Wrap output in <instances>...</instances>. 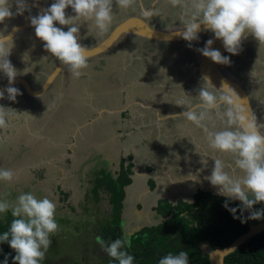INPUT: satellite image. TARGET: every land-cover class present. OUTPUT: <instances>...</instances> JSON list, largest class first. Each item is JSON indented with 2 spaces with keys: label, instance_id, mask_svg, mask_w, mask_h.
<instances>
[{
  "label": "clouds",
  "instance_id": "clouds-1",
  "mask_svg": "<svg viewBox=\"0 0 264 264\" xmlns=\"http://www.w3.org/2000/svg\"><path fill=\"white\" fill-rule=\"evenodd\" d=\"M115 2L121 8H128L135 0ZM171 2L173 5H180L183 0ZM15 3L16 12L13 13L10 0H0V24L13 15H22L26 10L24 0H15ZM112 4L113 0H55L50 7L29 19L35 29V36L43 42L45 51L67 66L73 77L78 78L88 66L87 48L78 43L79 24L92 21L99 32H106L113 19ZM190 6L193 10L191 20L184 25L186 30L183 33H177L184 40H197V33L203 25L204 30L212 32L217 40H221L225 50L232 55L239 53L241 43L248 35L264 45V0H190ZM69 7L75 15L66 17L65 10ZM57 23L69 26L68 30L56 27ZM16 31L18 29L13 27V32ZM10 42L12 43L11 34L6 37L0 33V71L8 77L11 85L17 72L7 59L12 48L9 46ZM212 44L213 40L209 39L205 47L198 51L216 64H230V58L213 49ZM203 80L211 84L207 76ZM227 89L229 94L218 97L203 86L199 90L198 105L170 118L183 117L204 129L211 149L233 157L234 165L242 175L233 178L225 170L224 161L216 158L212 173L206 179L218 188L219 196L240 201L243 206L240 211L251 210L253 205L264 202V134L259 130L264 124H258L254 114L239 107L234 98H240L228 86ZM5 91L7 98L12 101L21 94L15 87H8L0 91V99L5 98ZM221 101L228 105L222 113L226 127L210 131L205 121L212 118L213 110L219 107ZM10 112L13 110L0 106V128L7 126L6 117ZM14 176L11 169L0 167V181L11 182ZM224 207L237 218L235 213L238 209L229 208L227 201ZM56 208L55 202L47 196L37 198L32 192H22L12 201L0 199V214L10 210L13 217L8 230L0 234V243L7 242L16 253L13 264H40L45 258L51 244L50 236L59 231ZM262 217L264 209L251 212L248 219ZM97 242L103 245L99 237ZM130 247L131 240L125 233L122 238L115 239L107 246L105 251L118 264H133L134 257L127 251ZM3 264H8L7 256ZM159 264H189V256L184 251L169 253L159 260Z\"/></svg>",
  "mask_w": 264,
  "mask_h": 264
},
{
  "label": "rangeland",
  "instance_id": "rangeland-1",
  "mask_svg": "<svg viewBox=\"0 0 264 264\" xmlns=\"http://www.w3.org/2000/svg\"><path fill=\"white\" fill-rule=\"evenodd\" d=\"M50 1L52 4L55 2L54 0H50ZM147 1H150V0H147ZM170 3L172 4V2H170ZM158 4H159L157 6L158 11L155 12L156 15L154 14L153 16H151V20L155 21L158 24L160 23V24L169 25L171 23H175V21H177L175 15H177L182 8L183 9L186 8V5H184V6L182 5L181 6L182 8L179 5L178 8L174 9L175 7L169 6V4H166L165 0H159ZM112 10H113V19H112L110 27L108 28V30L106 32H102V33L99 32L95 28L94 23L92 21L81 22V24H80L81 26L79 25L78 35L83 38L82 40L85 43H87L88 46H90L89 44L91 42H92L91 45H93L94 42L96 43L97 41L101 40L104 36H106L110 32V30L113 28V26L115 24H117L120 20H122L126 16L140 14L139 8H137L136 5H131L128 8H121L118 6V4L115 2V0H113ZM186 12H188V11H186ZM65 13H66V17H70V16L75 15V13L72 11V9L70 7L65 10ZM186 16H187V18L190 19L192 16V13L189 11L188 14H186ZM161 18H164V21H162L163 19L161 20ZM60 27H62L64 31H67L69 26H61L60 25ZM31 31L32 30L30 29V32ZM32 35L35 37V32ZM24 39L26 40L27 36H25ZM245 39H247L246 48L244 46V40ZM245 39L242 41L241 48H240L241 51L239 50V53H238V54H240L243 52V55L239 59L236 58L232 61L231 70L233 72H237V75H239V76L236 75L237 78L240 80L241 83L243 82L244 85L246 86V89H248L250 91L252 101H254L256 104V105H254V107L256 108L255 110L258 112V114L260 116L259 121L262 124H264V45H260L259 42L256 41L255 38L252 37L251 35H248L247 38H245ZM29 40H30L31 44H34L33 45L34 50L32 49V52L33 53L35 52V56L38 58L37 62H39V60L42 62L46 58L47 53H48L44 49L43 42L40 40L37 42L36 38L33 41L31 37H29ZM25 44L27 47L30 48L28 43L25 42ZM120 48H121L120 52L119 51L116 52L117 53L116 56H119V57L113 58V56H107V57H105V59H107V61H109V62L113 61V60L118 62L117 68H116L117 69L116 73H120L121 75H123L125 77L124 80L126 82H125L124 88H125L126 93L128 94V96L125 97L126 101H129V99L132 98L133 96L140 95V94H146V96H148L147 100L157 99L154 101L160 105V110L161 111L167 110V113L168 112L171 113L172 111H184V110L188 109V107L192 106L191 100L194 98H195V104L197 102H199V99H198L199 90L203 87L202 86L203 84L201 82L199 83V86L194 89V91L192 90L193 89L192 87L187 88L188 86L185 85L184 83L181 85L180 88L177 89L176 85L175 84L173 85L171 81H168L165 89L162 88V90L155 91V89L151 85L154 84L155 82H157L159 84L158 87L162 86V84L165 81V78H163V74L160 72L157 74L153 73L149 69L150 63L147 64L146 62L145 63L142 62L141 64L137 63L132 68L128 69L129 68L128 66L132 63L131 60L133 59L135 54L129 53V52L125 53L128 50L126 45H124V46L122 45V46H120ZM244 48H245V52H244ZM15 54H16V52H13L11 55L14 56ZM145 57L147 58L148 56H145ZM158 60H163V59L160 58ZM151 62H152L153 66L159 65L158 62L154 63L153 60ZM96 63H97V60H88V66L85 70H87V69H89V70L88 71L83 70L82 75H81L83 77L80 79H82L83 81H87L85 76H87L89 79L91 77V73L97 74V72L99 70H96V67H95ZM47 64L49 66L47 68V70L48 71L52 70L51 67L53 66L54 63L50 64L49 62H47ZM170 64H172L170 59H167L166 61L163 60V63L160 66H162V67L163 66H169ZM24 67H26V68H23V70H26L29 74H31V72H32V69L30 68L31 66L24 65ZM40 68L41 67L34 68L35 73H36V71H38L37 74H39L43 78H44V76L46 77L47 73H49L50 71L49 72L43 71V70H40ZM17 71L21 72V71H19V69H17ZM43 80L42 79L37 80L38 83L36 86H39L43 82ZM76 80H78V78H76ZM252 81H253V83H252ZM243 83H242V85H243ZM194 85H195V83L193 84V86ZM144 86H146L148 89L141 88ZM82 89H83V85L80 87V91L78 93L80 99H81V97H83L82 96ZM54 90H56V95L58 96L59 101L56 104L52 103L51 101L41 102V103H43V106H45V107L50 106L49 109L52 112V111H57L66 105V107H67L66 111L64 112V114L62 116L59 117L58 121L62 122L63 124L68 125V122H69L68 119L74 120V118H75V119H77V123H79L80 119L83 118L84 115L81 117H74V116H76V113L78 111V108L75 104V101L77 100V98L74 99V97L72 95L71 96H67L68 94L66 95V91L70 92L71 94L73 93V91L71 88H70V90L67 89L65 79H62V77H61V79L59 80V83L57 85V89H54ZM89 94H90V96L88 95V93H85L84 96L87 99L92 98L93 97L92 93H89ZM189 95H191V96H189ZM25 102H27V103H25ZM25 104L28 105L27 108H29V109L24 107V106H26ZM33 104H35V103L32 100L28 99V101H23V102L18 101V104H16V105L10 104V102H9L8 105H11L9 107V109L11 108V110H17V109L21 110V108H22L23 110H27L25 114H31L33 112L32 111V106L34 107ZM89 106H91V109H89L90 112H88L89 115L93 116L94 112L100 110L99 105L93 106L90 104ZM137 109L138 108L136 107L132 112L137 111ZM226 109L227 108L223 107L220 110L214 111V113H212V116L220 115ZM37 113H40V110H38ZM41 113H42V111H41ZM163 114H165V113H163ZM16 115H17V113L13 114L12 112H10L6 117L7 125L11 124V127L6 126L2 130L0 128V138H1V140H0L1 144L0 145L2 146V147H0V151H3V153H13L16 149V148H12V146H11L12 144H10V142H7V139L12 135L13 131L15 130L14 125L18 124L17 122L19 120L15 119ZM38 115L39 114H37V117L39 118ZM13 116H14L13 119H15V120L11 119V117H13ZM40 116H41V114H40ZM138 117H141V116L138 115ZM216 119H218V118L215 117V119L212 120L213 122L211 125L215 126V128H213V131L221 130L223 128V126H225L224 121H221V122L216 121L215 122ZM127 121L128 120L126 117L124 119V122H126V124H128V123L130 124L131 120H129L128 122ZM163 121H164V125L162 126V129L167 132L166 133L167 138L166 137L164 138L165 144L162 146H159V148H158L157 146H152L153 139H149V144H150L149 149L154 154L156 152V153H161L163 156L171 157L172 154L170 152L179 153L181 149L183 152L190 151V148L183 144L184 142L187 143V141L189 140V139L185 138V136H188V133L185 132L187 130H189V133H191L195 136H200L204 133L206 134L204 129L197 127L195 124H193L190 121H187L183 117L174 118V119H172V118L168 119L167 118L166 120H163ZM21 123H22V120L19 123V125ZM62 123H60L58 125H62ZM111 123L114 124V121L110 122V124ZM205 123H209V120H206ZM45 124L46 123L43 120H41V122L37 123L36 128H34L32 126L30 128L29 132H26V135L24 132H22L23 136L25 135L24 141H22V143H20V145L18 147L22 146L23 152H27V149H26L27 143H28L30 138H34L33 132L38 133L39 128ZM117 124H118V120L116 119L114 126H117ZM146 124L149 126L144 127L142 129V131H145V133L150 134L152 127L151 128H149V127L151 126V124L150 123H146ZM134 125L127 127L129 132H132ZM154 125L155 126L157 125V128L160 127L157 122H154ZM76 126H78V124H76ZM72 127H74V125H72ZM263 130H264V127H263ZM194 131H195V133H192ZM135 132L136 131H133L129 135L128 139L131 143L132 150H136L138 152L141 150L140 151L141 156H138V161L136 160V163L139 164L141 161H144V160H142L141 157H142V154L145 152H142V147L140 146L139 140L136 138V135L134 134ZM73 138L76 139L77 136L75 135V137H73ZM205 138H207V137H205ZM15 139L16 138L13 139V142L15 141ZM197 139H198V137H197ZM87 141H89V140H87ZM97 141H99V140H97ZM203 141H205V140L201 139V141H198V142H203ZM70 142L72 143V145H69ZM104 142H105L104 149L102 148L103 149V153H102L103 155H101V157H103V158L100 160H98V157H96V155H95V149L97 148L98 152L101 149L100 144L92 143L89 141L88 145H86L84 142V139H81L76 144V143H74V140H73V142L71 141V138H64V143H65L66 147L60 146L56 149V152H54V153H56L55 154L56 160H57L56 165L58 167H63L65 169L70 170L69 172H70V175L72 176V178L68 179V182L72 183L71 185H76L75 183H76L77 179L73 178V177H81L78 181L81 183V186L83 187V189H85L87 191L85 192L83 199L79 200V202H72V203L67 202L63 198V196L66 194L62 193V191H58L56 198L52 199V201L55 202V204L57 206V208H56V220H57V223L59 226V231L50 236L51 244H50V246H49V248L45 254V258L40 262V264H72V263H74V264H100L101 262H104L108 258V255L105 251V248L107 247L106 245H104V244L103 245H101V244L92 245V244H93V242H97V237L100 238L99 229L101 227H103V225L106 224L110 218L109 207L105 201H102V199H101L102 195L100 193L96 194V191L92 190L93 186L92 187L84 186V185H86V183H90L91 177H92L91 183H92V181L94 182L95 176H94L93 172L96 169H97L99 174L100 173L102 174L103 169L105 170V172L112 173V171H109V169H107L106 164L104 165V163L100 162L101 160H105V159L109 158V160L107 162L109 163V165H111V168L113 170L116 169V164H117L118 160H117V155H116L115 149L111 148L112 140L110 138H106V139H104ZM114 144H115V142H114ZM121 144H123V141L121 142ZM67 145H69L71 150H68ZM95 145H97V146H95ZM133 145H136V147L133 148ZM116 149H117V147H116ZM36 150H41V152L37 153L35 156H32L31 153L30 154H24L23 153L22 156H24V157L20 159L21 161L14 162L13 164H9V163L5 164V161H4V163L2 165H4L6 169H11L14 172L15 176L11 182L0 181V199H7L9 201H12L16 197H18L22 192L27 193V192L31 191V187H32L33 183L36 181L34 179H31V176H30L29 183L26 181V177H24L22 180L17 181L16 183H15V180L18 179L16 177V173L19 170V165L22 162L28 163V165L39 163V161L44 160V159H41L42 157H44L50 153L46 148H40V149L36 148ZM113 150L115 153L113 152ZM22 151L18 150V154ZM43 151H45V153ZM165 151H167V152H165ZM182 151H181V153H182ZM195 152H198V154L196 155V161H195V159H191L190 157H188L186 152L183 153L184 155H182V154L179 155L181 157L182 161H180V160L172 161V159H168V160L171 163V165H174V167L179 168V169H184L186 163H187V165L191 164V165L195 166V164H198V162H197L198 157H200L199 156L200 155L199 150H197L196 147H195ZM54 153H51V154H54ZM107 153H109V155H113V157L111 158V156L105 155ZM51 154H50V156H51ZM144 157L146 159L148 157V155H145ZM150 159L152 160V158H150ZM111 162H112V164H111ZM95 164L97 165L94 168L95 170L88 171L90 169V166H94ZM151 164L153 166H156V164L153 161L151 162ZM230 164H231L232 170H233L232 176H233V174L235 176V177L233 176L234 178L242 175L240 170L237 171V168L234 165V159L233 158H231ZM2 165H0V167H3ZM88 167H89V169H87ZM165 169H166V171H168L167 167ZM174 171H175V174L178 176V179L175 178L177 176H175L174 179H176V181L180 179L179 181H182V182H181V184L177 185V187L179 189L175 190V194L174 193L169 194L168 192H165L166 196H169L170 198H172L173 201H176L177 196H180V198H182V199H186V201H191L190 196L194 195V193L197 189V183L195 184V178L197 179V176H195V174H193V173L190 175L187 170L181 172L182 175L180 173H178L175 169H174ZM172 172H173V170H172ZM23 175H33V173L31 172V174H29L28 171H26L25 174H23ZM172 175H173V173H172ZM172 175H170V176H172ZM197 180L199 181V179H197ZM133 183L134 182H132V184ZM54 184L55 183L53 182V185ZM55 186H56V184H55ZM151 186H152V184L149 185V188H151ZM72 187L73 188H79L76 186H72ZM82 187H80V188H82ZM52 188H54V186ZM151 193L152 194H150V196L147 197L148 200L152 199L151 202L148 203V205L143 206V208L141 206V209L139 210L141 212L140 213V215H141L140 219L141 220H139V223H138V220L136 219L135 224L132 226L129 225L132 222L129 220L128 224L126 223L123 226V231L125 233H131L133 231L138 230L139 228H142L145 226H152V225H155L158 223L157 220L154 219L155 217L153 218V213H151L149 210L150 204H155V194L156 193L154 191H152ZM128 194H129V191H128ZM127 197H128V195H127ZM60 198H61V200H60ZM140 203L143 204L142 202H140ZM132 207L133 206L131 203L129 209L130 208L132 209ZM253 208L264 209V202L253 205ZM257 210H259V209H255V210L251 209L252 212L257 211ZM10 213L11 212L9 210L7 213L0 214V220L4 221L7 218V215ZM129 214H130L131 218H134V216H136L135 215L136 213H132L130 210H129ZM263 220H264V217H263ZM137 227H139V228H137Z\"/></svg>",
  "mask_w": 264,
  "mask_h": 264
},
{
  "label": "flooded vegetation",
  "instance_id": "flooded-vegetation-1",
  "mask_svg": "<svg viewBox=\"0 0 264 264\" xmlns=\"http://www.w3.org/2000/svg\"><path fill=\"white\" fill-rule=\"evenodd\" d=\"M28 1L39 2V3L43 4L45 6V8H48L52 5L50 0H24V2L26 4V10L23 11V15L25 14L27 16V19L29 20L30 25H31V22H30L29 17L38 15L40 13V11L38 9L32 7V6L27 5ZM165 1H166V4H169V6L175 7L174 9L178 8V6H179V5L174 6L173 4H171L170 3L171 0H165ZM10 3H12L13 13H15L16 12L15 0H10ZM158 3H159V0H150V1L135 0V3L133 5H136L137 8H139L140 14H137L138 16H142L143 19L148 21L150 24H156L157 27L163 28V27H169V26H174V25H181L184 23H188L191 20V18L189 19L186 16V14H188L189 11L191 13L193 11L190 7V0H183V3L180 4V7L182 5L183 6L186 5V8L183 9L181 7L182 9L180 10V12L177 15H175L176 20H177V21H175V23H171V24L167 25V24H160V23L158 24L155 21H152L151 16H153L154 14L156 15L155 12L158 11L157 10V6L159 5ZM141 5L146 10H149L152 7L153 13L150 15H143V13L141 11ZM186 11H188V12H186ZM137 15H128L126 17L137 16ZM161 20L164 21V18H161ZM23 23H24V19H23L22 15H13L12 18L6 19L3 24H0V33L5 35L9 28H11L13 26H20ZM55 26L60 27V25L58 23ZM30 29L33 32L32 31L30 32ZM26 31L22 30L19 32V34H17L14 38H12V43L11 42L9 43V46L12 47L11 52L7 58L9 59L10 62L12 61L11 64L14 67V69H16V72H17L16 77H18L19 75H23V77L28 82H30V84H32V86L38 88L44 82V80H45L44 78H46V77L44 76V78H43L42 76L37 74L38 71H36V73H35L34 68L41 67L40 70L49 72L52 70H49V71L47 70V68L49 67L47 62H49L50 64L54 63L53 66L51 67L53 69L59 61L56 60L54 57H52L50 55V53H47L46 58L42 62L40 60H39V62H37L38 58L35 56V52L34 53L32 52V49L34 48V46H33L34 44L30 43L29 37H31L33 41L36 38L37 42L39 41V39L36 36L34 37L32 35L35 32V29L32 26L27 27ZM25 36H27L26 40L24 39ZM212 36H213L212 32H209V33H204V34L199 35L197 40H193L191 42L186 41V40H181V41L175 40V41H168L165 43L163 42V43L157 44V43L150 41V40H144V39H141L138 37L125 35V36L121 37V39L114 45V47H112L104 55L99 57L101 59L97 60V63L95 65L96 70H99V71L97 72V74L91 73V77L89 79L87 76H85L87 81H83L82 79H80L83 76L78 77V80H76V78L71 75L68 67H66L65 73H64V79H65L66 87L68 90H70V88H71L73 91L72 94L70 92L66 91V95L67 94H68L67 96L72 95L74 97V99L77 98V100L75 101V104L78 108V111L76 113V116H74V117H81L84 114L89 115L88 112H90L89 109H91V106H89L90 104L93 106L99 105L100 110L105 108V109H110V111H111V114H109V112H102L101 113V116L104 120H106V123L104 122V120H101V121L93 123L92 126H88L87 131L83 130L82 132H83L84 138L86 140H89L92 143H96V142L100 143L101 141H103L106 137L103 136V134H102V126L104 124H107L109 121L110 122L114 121V124L113 123H111V124H113V126L115 125V120H116L115 117L116 116L114 113H115V110L117 108L122 109V108L126 107L125 111L119 112V114H118L119 119L122 120V124L126 123V122H124V119L126 117H127L128 121L129 120L141 121L143 119V121L148 123L149 121H156L157 119H159L161 121L164 117H167L168 119H170L172 114L174 115V114L181 112V111H172V112L170 111L171 113H169V112L167 113V110L161 111L160 105L154 101L157 99L147 100L148 96H146V94H140V95L133 96L132 98L129 99L130 100L129 102L126 101L125 97H127L128 94L126 93L125 88H124L125 82H126L124 80L125 77L123 75H121L120 73H116L117 72L116 68H117L118 62H116L114 60L109 62V61H107V59H105V57H107V56H113V58L119 57V56H116L117 55L116 52H118V51L120 52V50H121L120 46L126 45L128 50L126 52L125 51L124 52L125 53L129 52V53L135 54L133 59L131 60L132 63L128 66L129 67L128 69L132 68L137 63L141 64L142 62H144V63L146 62L147 64L150 63L149 69L153 73L157 74L160 72L163 74V78H165V81L162 84V86L158 87L159 84L157 82H155L154 84L151 85L155 89V91L162 90V88L165 89L168 81H171L173 85L175 84L177 89L180 88L181 85L184 83L185 85L188 86L187 88L192 87L193 88L192 90L194 91V89L199 86L200 82L203 83L199 79L198 74H197L198 61H197L196 52L199 49L200 44L201 45L204 44ZM82 39L83 38L81 36H79V40H80L81 44L84 47H89L87 45V43H85ZM101 40H103V39H101ZM101 40H99V41H101ZM99 41H97V42H99ZM25 42L29 44L30 48L26 46ZM91 44H92V42L89 45L93 46L95 44V42L93 45H91ZM244 46H245V44H244ZM13 52H16V54L14 56L11 55ZM242 55H243V52L235 55V57H234V55L231 54L232 60L230 63H232V61L236 58L239 59ZM145 56H148V57L146 58ZM231 57H229V58H231ZM160 58H162L165 61L167 59H170L172 64H170L169 66H163L162 67L160 65L163 63V60H158ZM152 60L154 61V63L158 62L159 65L153 66L152 62H151ZM24 65L31 66L30 67L32 69L31 74H29L26 70H23V68H26V67H24ZM17 69H19V71H21V72H18ZM228 69H229V67H228ZM88 70L89 69H87L85 71H88ZM49 73H47V74H49ZM233 73L235 74V76L237 75V72H233ZM237 76H239V75H237ZM40 79H42V80L44 79V80L39 86H36L38 83L37 80H40ZM60 79H61V76L57 77V79L54 81L51 88L49 89L48 93L44 97L39 98V99L29 98L25 94L23 88L20 85H17V86H15V88L18 89L21 94L16 96L15 101H12V100H9L7 98V93H6L5 98L1 99V106L4 107L5 109H9V107L11 106V105H8L9 102H10V104L16 105V104H18V101H22V102L28 101V99L32 100L33 102L34 101H36V102L37 101H40V102L51 101L52 103L56 104L59 101V98L56 95V90H54V89H57V85H58ZM7 80H8V77L2 71H0V86ZM194 83H195V85L193 86ZM82 85H83V89H82V96L83 97H81V99H80L78 93H79L80 87ZM243 86H244V88H246L244 83H243ZM141 88L148 89L146 86L141 87ZM85 93H88L89 96H90L89 93H92L93 97L87 99L84 96ZM189 96H191V95H189ZM250 99L252 101L251 94H250ZM191 101H192V106L198 105L200 103V101H199L195 104V98L192 99ZM252 104L254 106L255 102L252 101ZM136 107L138 108L137 111L132 112ZM223 107L227 108L228 105L221 104V105H219V107L217 109H214L212 113H214V111L222 109ZM66 108L67 107L65 105L62 108H60L59 110H57L55 113L56 116L59 117L60 115H63L64 112L66 111ZM99 111L94 112L92 117L93 118L98 117ZM198 111H199V109H198ZM12 113L16 114L17 110H13ZM163 113H165V114H163ZM138 115H140L142 118L138 117ZM215 117H217V116H213L212 119H215ZM13 118H14V116L11 117V119H13ZM16 118H17V115H16ZM177 118H179V117H177ZM166 119H164V120H166ZM88 122H90V121H88ZM209 124L210 125L208 126V129L210 131H213L212 128H215V126H212L211 123H209ZM7 127H11V124H8ZM19 127H20L19 124L14 125L15 130L13 131L12 135L7 139V142H10V144H12L11 145L12 148H16V149L13 153H3V151H0V165H2L4 163V161H5V164L6 163L13 164L14 162L21 161L20 159L24 157V156H22L23 153L24 154L32 153L30 151L31 149H33L32 144H30L31 143L30 139H32V138H30L28 143H27V148H26L27 152L22 151L23 150L22 146L18 147L20 145V143H22V141H24V137L22 136V132L17 131V129H19ZM151 127L154 128L155 125H151L149 128H151ZM2 129H4V128H1V130ZM151 133H153V132H151ZM116 134H119V133L116 131ZM145 134H147V136L144 139H142V141H141L142 143L140 142L142 144V145L140 144V146L142 147V152H145V153H143L144 155H146L150 151L149 139L154 138V136H152V137L148 136V133H145ZM195 137H196L195 139L197 141H201V139H203V140H205L203 142H208V139L205 138V137H207V133L206 134L204 133L200 136H195ZM197 137H198V139H197ZM14 138H16V139L13 142ZM0 140H1V138H0ZM97 140H99V141H97ZM113 145H114V143L112 142L111 146H113ZM152 146H157V143L155 140H153ZM0 147H2V146L0 145ZM114 147L115 146H113L112 148L114 149ZM18 150H20L22 152H20L18 154ZM140 151L138 153H140ZM205 153H207L206 154L207 157H205L204 155H201V156L199 155L200 157H198V160H197L198 164H195V166H196L195 171H193V174H195V176H197V179H199L202 182V184L204 183L203 185L198 184L197 179L195 178V184L197 183V189H196L195 193L197 192L198 189L201 188L204 191L206 190V192H208V193L218 195L217 194L218 188L212 186L211 183L206 178H203V177H206V176L209 177L211 175L212 170L214 168V159H216V158H220L224 161L225 170L228 171L230 173V175H232L233 170H232V166L230 164V160L233 157L231 155H228V154H220V153L216 152L215 150H213L209 147V144H208L207 151ZM143 154H142V156H144ZM197 154L198 153L195 152V161H196V155ZM140 156H141V153H140ZM120 158L122 159L121 156H120ZM2 166L5 168L4 165H2ZM238 170L239 169L237 168V171ZM233 176H234V174H233ZM225 199H227V198H225ZM178 200L186 201L182 198L177 199V201ZM227 200L229 202H233L231 200H234V199H227ZM177 201H175V202H177ZM219 201H220V199H216V202H219ZM175 202H173V203H175ZM252 209L253 210L259 209L260 210V208H252ZM251 212H252L251 210H248V213H251Z\"/></svg>",
  "mask_w": 264,
  "mask_h": 264
},
{
  "label": "trees",
  "instance_id": "trees-1",
  "mask_svg": "<svg viewBox=\"0 0 264 264\" xmlns=\"http://www.w3.org/2000/svg\"><path fill=\"white\" fill-rule=\"evenodd\" d=\"M120 160L118 172L114 174L102 170L95 176L92 190L101 194L110 210V218L99 229L100 239L109 246L117 238L125 234L122 227V211L126 198V188L132 183L133 164L130 157ZM216 199H220L216 202ZM225 201L229 208L238 211L233 214L224 207ZM242 209L236 202L215 194L198 189L192 196V201L178 200L173 203L161 199L154 207L157 224L145 226L139 230L127 233L131 240L128 253L134 257L133 264H159V260L169 253L187 252L189 264H210L208 251L229 245L238 236L248 231L249 225L243 217ZM251 213H248L250 216ZM13 217L0 220V234L8 230ZM253 220V219H252ZM263 220H253L255 223ZM94 244H100L93 242ZM16 253L7 242L0 243V264L5 256L8 264H13ZM74 264V263H72ZM100 264H118L113 258H108ZM224 264H264V232L249 239L234 253L228 255Z\"/></svg>",
  "mask_w": 264,
  "mask_h": 264
},
{
  "label": "crops",
  "instance_id": "crops-1",
  "mask_svg": "<svg viewBox=\"0 0 264 264\" xmlns=\"http://www.w3.org/2000/svg\"><path fill=\"white\" fill-rule=\"evenodd\" d=\"M104 37H106V36H104ZM62 79H64V75L62 76ZM25 103H27V102H25ZM34 103H35V104H33L34 107L32 106L33 112L31 114H25L27 110H23L22 108H21V110L17 109V118H15V119L19 120L17 122L18 124L22 120V123L20 124V127H19V129H17V131L24 132L26 135V132H29V130L32 126L34 128H36L37 123H39V122H41V120H43L46 124L39 128L38 133L33 132L34 138L30 139V142H31L30 144H32V146H33V149L31 150V152H32L31 154H32V156H35L37 153L41 152V150H36V148H39V149L40 148H46L50 153L47 154L46 156L42 157L41 159H44V160L39 161V163L28 165V163L22 162L19 165V170L16 173V177L18 179L15 180V183L19 180H22L24 177H26V181L29 183L30 176H31V179H34L36 181L33 183L30 192H32L37 198H43V197L47 196L50 200H52V199L56 198L58 191H62V193L66 194L63 196V198L67 202H69V203L79 202V200L83 199V196H84L85 192L87 191V190L83 189V187L81 186V183L78 181L81 177H73V178H76L77 181L75 183L76 185H71L72 183L68 182V179L72 178V176L70 175V172H69L70 170L65 169L63 167H58L56 165V162H57L56 155H55L56 153H54V152H56V149L60 146L66 147V145L64 143V138L70 137L71 141L73 142V140H74V143H76V144L81 139H84L85 144L88 145L89 141H87L84 138L82 131L83 130L87 131L88 126H92L93 123L104 120V119L102 118V116H100L99 118L96 119V121H93L95 118H93L92 115H85L84 114L83 118L80 119L79 123H77V119L74 118V120L68 119L69 122H68V125H66V124H63L62 122L58 121L59 117L62 115H60L59 117L56 116V114H55L56 111L51 112V110L49 109L50 106L45 107V106H43V103H41L40 101H37V102L34 101ZM25 105L26 106H24V107L27 108L28 105L27 104H25ZM27 109H29V108H27ZM38 110H40V113H37ZM116 110H119V108H117ZM41 111H42V113H41ZM37 114H39L38 115L39 118L37 117ZM40 114H41V116H40ZM109 114H111V113H109ZM114 114L116 116L115 118L118 120L117 126H113V124H110V121H109L107 124H104L102 126V134L106 138H110L113 143L115 142V144L113 146H115L114 149H115V152L117 155V160H118L117 164H116V169L113 170L111 168V165H109V163L107 162L109 160V158H107L105 160H101L100 162L104 163V165L106 164L107 169H109V171H112L111 174H114L115 172H118V170H119L120 159H121L120 156L122 157V159H125V165H127V163L129 162L128 159H126V158L127 157L132 158L130 160L131 163L133 164V168H132L133 175L131 178H132V182H134V183L133 184L131 183V185L126 188V198L124 200V207H123V211H122V223H123L122 227L126 223L128 224L129 220L132 221L131 224H129L130 226H132L135 224L136 219L138 220V223H139V220H141L140 219V217H141L140 213L141 212L139 210L141 209V206L143 208V206H146V205H148V203L151 202L152 199L148 200L147 197L150 196V194H152L151 193L152 191H154L156 193L155 194V204H150V206H149L150 212L153 213V218L155 217V212L153 210H154V207L156 206V204L159 200L166 199L168 201H173L172 198H170L169 196H166L165 192H168L169 194H173V193L175 194V190L179 189L177 187V185L181 184V182H182V181H179L180 179L177 181H176V179H174V177L177 176L175 174L174 169L180 174H181V172L187 170L190 175L193 173V171H195V166H193L191 164L187 165V163H186L184 169L176 168V167H174V165H171V163L169 162L168 159H172V161H178V160L182 161V159L179 155L180 154L184 155L183 153H185V152H186L188 157H190L191 159H195V147L197 150H199V153H201L200 156L204 155L205 157H207L206 156L207 153H205V152L207 151L209 143L208 142H198L197 140H195V135L189 133V130H187L185 132L188 133V136H185V138H187L189 140L187 141V143L184 142L183 144L185 146L189 147L190 151L183 152L181 149L179 153L170 152L172 154V156L166 157V156H163L161 153L155 152V154H154L150 150L146 154V155H148V157L145 159V157H144L145 155L142 156L141 158L144 161H141L138 164V163H136V160L138 161V156H140V153H138V151H136V150H132V146H131V143H130L128 138H129V135L133 131H136L134 134L136 135V138L139 140V143H140V141H142V139H144L147 136V134H144L145 131H142V129L146 126H149V125H147L145 123V121H143V119L141 121H136V120L130 121V124L128 123V125L126 123L122 124V120H120L118 117L119 112H115ZM166 118L167 117L163 118L161 121L159 119H157L156 121H149L148 122L151 125H154V122H157L158 125L160 126L159 128H157V125H156L154 128H151V132H153V133L150 132V134H148V136H151V137L154 136V138H151V139L156 141L158 148H159V146H162L165 144L164 138L165 137L167 138V136H166L167 132L162 129V126L164 125L163 120ZM212 118H213V116H212ZM212 118L209 120V123H211V124L213 122ZM217 118L218 119H216L215 122L216 121L221 122V121L225 120L224 117L222 116V114L217 115ZM259 118H260V116H259ZM15 119H12V120H15ZM88 121H90V122H88ZM104 122L106 123V120H104ZM60 123H62V125H58ZM209 123H206L207 127L210 125ZM71 124L74 125V127H72ZM76 124H78V126H76ZM133 125H134V127H133L132 132H129L127 127L133 126ZM224 127H226V125L223 126V128ZM212 130H213V128H212ZM116 131L119 134H116ZM192 133H195V131ZM75 135L77 136L76 139L73 138V137H75ZM22 136H23V134H22ZM122 141H123V144H121ZM97 143L98 142H96V144ZM98 144H100L101 149L98 152L97 148H96L95 149V155H96V157H98V160H100L103 158V157H101V155H103L102 153H103L105 142L103 140ZM69 145H72V143L70 142ZM69 145H67L68 150H71ZM95 146H97V145H95ZM113 146H111V148ZM116 147H117V149H116ZM135 147H136V145H133V148H135ZM181 151H182V153H181ZM43 152L45 153V151H43ZM113 152H114V150H113ZM165 152H167V151H165ZM51 153H54V154H51ZM109 153H107L105 155L111 156V158H112L113 155H109ZM196 153H198V152H196ZM50 154H51V156H50ZM150 158H152V160ZM152 161L156 164V166H153L151 164ZM111 164H112V162H111ZM96 166L97 165L95 164L94 166H90V169H89V167L87 169H89L88 171H90V170L92 171V170H95L94 168ZM166 167H167L168 171H166V169H165ZM172 170H173V172H172ZM26 171H28L29 174H31V172H32L33 175H23V174H25ZM171 172L173 173V175ZM93 174H94V176L99 174L97 169L93 172ZM170 175H172L173 177ZM206 177H203V178H206ZM175 178L178 179V176ZM91 179H92V177L90 178V183H86V185H84V186L92 187L93 181L91 183ZM53 182L56 184V186H55V184L53 185ZM197 183L202 184L200 180L199 181L197 180ZM150 184H152L151 188H149ZM53 186H54V188H52ZM72 186H76L79 188H73ZM80 187H82V188H80ZM128 191H129V194H128ZM127 195H128V197H127ZM179 198H180V196H177L176 201ZM190 198H192V195L190 196ZM60 200H61V198H60ZM184 200H186V199H184ZM102 201H103V199H102ZM140 202H142L143 204H141ZM173 202H175V201H173ZM131 203H132L133 207H132V209L131 208L129 209ZM109 210H110V208H109ZM129 210L132 213H136L135 214L136 216H134V218L130 217ZM137 228H139V227H137Z\"/></svg>",
  "mask_w": 264,
  "mask_h": 264
},
{
  "label": "water",
  "instance_id": "water-1",
  "mask_svg": "<svg viewBox=\"0 0 264 264\" xmlns=\"http://www.w3.org/2000/svg\"><path fill=\"white\" fill-rule=\"evenodd\" d=\"M35 4V6H33ZM27 5L32 6L36 9H38L40 12L45 8V6L39 2H31L28 1ZM141 11L143 15H150L153 13V8L151 7L149 10H146L141 5ZM150 13V14H146ZM22 17L24 19V23L20 26H13L18 29V31L13 32V27L9 28L4 36H8L11 34L12 38H14L17 34H19L20 31H26L27 27H30L29 20L27 19V16L22 14ZM81 24V23H80ZM184 24L181 25H174L169 27H157L156 24H150L148 21L144 20L142 16H129L124 19H122L119 23H117L110 32L106 35V37L103 38V40L95 43L93 46L86 47L88 60H98L100 56L104 55L108 50H110L114 45L121 39V37L125 35L138 37L144 40H150L155 43H165L168 41H181L184 40L182 35H178L177 33H183L186 29L184 28ZM29 25V26H28ZM27 32V31H26ZM210 31H205L204 26L201 25L200 31L197 33V35H201L204 33H209ZM213 34V33H212ZM213 40L212 48L217 49L221 52L223 56L231 57V54L228 53L224 46L223 42L221 40H217L213 36L210 38ZM207 42V41H206ZM206 42L204 44H200L199 49H202L205 47ZM78 43L81 44L80 40H78ZM245 48L247 45V39L244 40ZM82 45V44H81ZM83 46V45H82ZM84 47V46H83ZM244 48V52H245ZM197 54V74L199 79L203 82L202 86L207 87L210 91H213L218 97L220 95L229 94L227 86L232 89L236 95L240 99H235V103L244 109L246 112L249 111L250 113L254 114L257 120L258 124H262L259 121V114L255 110L252 101L250 99V91L243 87L240 80L235 76L233 71L231 70V63L228 65H221L214 63L211 59L204 57L198 50L196 52ZM235 57V55H234ZM232 60V57L230 58V62ZM67 66H64L60 62H58L55 67L50 71L49 74H47L44 82L40 85V87L36 88L28 82L23 75H19L18 77H15L13 83L10 85L9 81H5L0 86V91L6 90L8 87H15L17 85H20L25 94L31 98V99H39L44 97L49 89L51 88L54 81L59 76H63L65 73V69ZM229 67V69H228ZM207 76L211 82H205L203 80V77ZM253 83V81H252ZM227 85V86H225ZM225 86V88H223ZM216 88V89H215ZM223 88V89H222ZM7 92L5 91L4 95ZM224 104L227 105L224 102H220L219 105ZM0 106H1V99H0ZM196 105H193L189 107L187 110H190L194 108ZM126 107L115 110V112H122L125 111ZM185 110V111H187ZM102 112H109L111 113L110 109L103 108L98 113V117H96L93 121H95L97 118L101 116ZM184 111H181L180 113L174 114L179 115L182 114ZM173 116V114H172ZM171 116V117H172ZM165 118V117H164ZM177 118V117H176ZM261 134H264L263 127L260 129ZM227 199H230L226 196H223ZM236 202L242 206V203L238 200H231ZM243 217L247 221L249 228L248 231L244 234L238 236L233 242H231L229 245L221 248H216L208 251V261L210 264H224V261L226 257L232 253H234L242 244L246 243L249 239L255 237L256 235L264 232V220H261L259 222H254L252 219H248V210L242 211Z\"/></svg>",
  "mask_w": 264,
  "mask_h": 264
}]
</instances>
